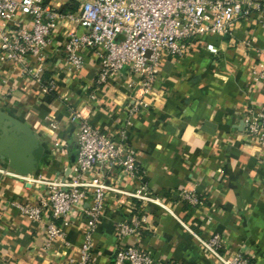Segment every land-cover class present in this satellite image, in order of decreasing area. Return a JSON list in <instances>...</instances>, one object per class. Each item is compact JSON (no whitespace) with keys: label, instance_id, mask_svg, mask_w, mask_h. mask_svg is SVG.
<instances>
[{"label":"crops","instance_id":"crops-1","mask_svg":"<svg viewBox=\"0 0 264 264\" xmlns=\"http://www.w3.org/2000/svg\"><path fill=\"white\" fill-rule=\"evenodd\" d=\"M48 1L75 13L80 6L77 0ZM68 29L84 30L58 20L43 60L28 58L32 68L41 66L43 79H53L52 91L21 67L0 61V109L24 122L41 149L28 181L9 174L0 159V264H75L86 224L82 211L61 225L62 240L49 242V213L32 221L15 206L34 203L45 192L31 178L68 174L77 156V126L69 118L75 108H85L89 121L114 139L124 131L135 148L139 177L116 172V186L132 191L145 183L170 210L107 193L92 237L94 264H110L116 249L128 244L149 252L157 264H217L189 229L202 238L220 234L225 257L241 251L248 264H264V147L246 135L244 123L264 106V82L251 75L264 47V16L252 11L235 23L231 36L200 38L181 58L164 54L144 98L147 106L132 113L137 76L124 66L98 84L94 48L82 51L83 68H70L62 51ZM182 190H194L199 204L184 201ZM134 216L143 218L141 233L119 236L117 225Z\"/></svg>","mask_w":264,"mask_h":264},{"label":"built area","instance_id":"built-area-1","mask_svg":"<svg viewBox=\"0 0 264 264\" xmlns=\"http://www.w3.org/2000/svg\"><path fill=\"white\" fill-rule=\"evenodd\" d=\"M78 12L61 9L48 0H0V61L21 67L41 84L44 91H52L55 82L45 80L42 68H32L29 56L43 60L44 50L52 41L58 20L84 28L81 33L65 30L62 51L70 68L84 66L82 51L94 48L98 56L96 82L105 84L122 67L127 66L137 76L132 87L129 112L146 107L144 98L152 93L158 77L161 58L169 54L181 58L193 44L206 36H231L235 23L256 11L264 16V0H77ZM20 15H24L23 18ZM211 51L212 48H209ZM258 61L251 68L254 80L264 82V47L258 50ZM70 120L77 126V156L67 175L54 179L31 178L46 190L36 196L34 203H15L16 208L32 221L48 212L51 221L46 225L47 239L62 240L61 225L73 223L82 211L86 218L83 241L78 248L75 264H94L92 237L101 218L104 199L109 192L119 198L128 197L142 204L153 203L170 211L166 203L154 197L145 183L132 191L116 186L120 178L138 179L139 164L135 148L121 131L114 139L93 125L85 108L69 111ZM246 135L264 147V106L244 119ZM55 145H58L56 142ZM28 181V175L8 171ZM181 198L190 205L200 202L194 190L180 191ZM54 220H59L60 225ZM143 218L134 216L129 222L117 225L121 237L139 235ZM193 233L203 249L217 264H248L241 251L225 257L220 249L222 237L215 233L202 238ZM110 264H157L147 251L134 244L116 249Z\"/></svg>","mask_w":264,"mask_h":264},{"label":"water","instance_id":"water-1","mask_svg":"<svg viewBox=\"0 0 264 264\" xmlns=\"http://www.w3.org/2000/svg\"><path fill=\"white\" fill-rule=\"evenodd\" d=\"M40 155L32 130L0 109V159L16 174L27 176L36 170Z\"/></svg>","mask_w":264,"mask_h":264}]
</instances>
